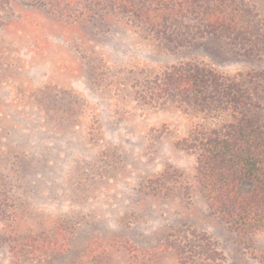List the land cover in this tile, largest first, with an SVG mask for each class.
<instances>
[{"label":"rangeland","instance_id":"rangeland-1","mask_svg":"<svg viewBox=\"0 0 264 264\" xmlns=\"http://www.w3.org/2000/svg\"><path fill=\"white\" fill-rule=\"evenodd\" d=\"M245 1L264 38V0ZM169 27L118 0H0V264H264V232L224 224L200 176L201 140L239 116L166 86L208 66L264 121V53Z\"/></svg>","mask_w":264,"mask_h":264},{"label":"trees","instance_id":"trees-1","mask_svg":"<svg viewBox=\"0 0 264 264\" xmlns=\"http://www.w3.org/2000/svg\"><path fill=\"white\" fill-rule=\"evenodd\" d=\"M118 1L144 24L161 31L170 30L173 20L192 16L205 26L199 38L234 39L252 51L264 53V38L255 36L257 25L245 0H144V4ZM168 76L176 83L166 85L170 90L186 98L194 96L198 103L205 104L201 106L204 110L215 107L239 116L234 123L207 132L201 140L200 176L210 206L224 224L242 236L264 232V121L260 106L241 82L208 66L174 68ZM255 77L264 80V72ZM245 181L254 185L249 192L241 189ZM9 227L7 221L0 220V229ZM54 246L58 250V243ZM57 252L56 248L50 250L51 254Z\"/></svg>","mask_w":264,"mask_h":264}]
</instances>
